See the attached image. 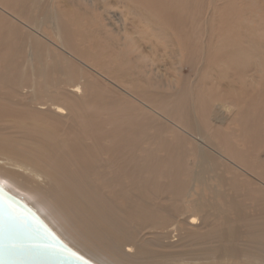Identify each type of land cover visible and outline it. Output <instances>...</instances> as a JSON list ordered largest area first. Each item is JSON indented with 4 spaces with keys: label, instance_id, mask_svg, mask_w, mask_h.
<instances>
[{
    "label": "bare ground",
    "instance_id": "bare-ground-1",
    "mask_svg": "<svg viewBox=\"0 0 264 264\" xmlns=\"http://www.w3.org/2000/svg\"><path fill=\"white\" fill-rule=\"evenodd\" d=\"M264 0H0V183L98 264H264Z\"/></svg>",
    "mask_w": 264,
    "mask_h": 264
},
{
    "label": "water",
    "instance_id": "water-1",
    "mask_svg": "<svg viewBox=\"0 0 264 264\" xmlns=\"http://www.w3.org/2000/svg\"><path fill=\"white\" fill-rule=\"evenodd\" d=\"M0 264H98L71 245L26 199L0 183ZM9 209L16 217L8 219Z\"/></svg>",
    "mask_w": 264,
    "mask_h": 264
},
{
    "label": "snow or ice",
    "instance_id": "snow-or-ice-1",
    "mask_svg": "<svg viewBox=\"0 0 264 264\" xmlns=\"http://www.w3.org/2000/svg\"><path fill=\"white\" fill-rule=\"evenodd\" d=\"M8 219L10 223H15L16 221V217L14 215V213L12 212L11 209H9V214H8ZM2 220H3V210L0 209V241H2V237H3V227H2ZM0 247H2V244H0ZM2 258V257H0Z\"/></svg>",
    "mask_w": 264,
    "mask_h": 264
},
{
    "label": "rangeland",
    "instance_id": "rangeland-1",
    "mask_svg": "<svg viewBox=\"0 0 264 264\" xmlns=\"http://www.w3.org/2000/svg\"><path fill=\"white\" fill-rule=\"evenodd\" d=\"M262 10H264V4H262Z\"/></svg>",
    "mask_w": 264,
    "mask_h": 264
}]
</instances>
